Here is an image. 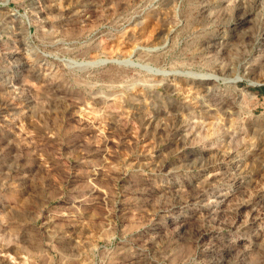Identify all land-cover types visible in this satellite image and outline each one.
I'll list each match as a JSON object with an SVG mask.
<instances>
[{
    "label": "rangeland",
    "instance_id": "374dc122",
    "mask_svg": "<svg viewBox=\"0 0 264 264\" xmlns=\"http://www.w3.org/2000/svg\"><path fill=\"white\" fill-rule=\"evenodd\" d=\"M0 264H264V0H0Z\"/></svg>",
    "mask_w": 264,
    "mask_h": 264
},
{
    "label": "bare ground",
    "instance_id": "6f19581e",
    "mask_svg": "<svg viewBox=\"0 0 264 264\" xmlns=\"http://www.w3.org/2000/svg\"><path fill=\"white\" fill-rule=\"evenodd\" d=\"M87 65V64H86Z\"/></svg>",
    "mask_w": 264,
    "mask_h": 264
}]
</instances>
